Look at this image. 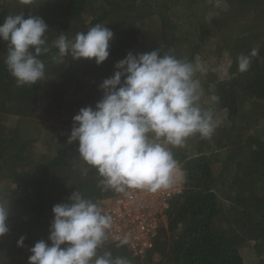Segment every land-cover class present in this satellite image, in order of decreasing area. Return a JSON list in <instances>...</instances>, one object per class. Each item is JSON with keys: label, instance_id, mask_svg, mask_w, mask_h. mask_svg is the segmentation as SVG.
<instances>
[{"label": "trees", "instance_id": "1", "mask_svg": "<svg viewBox=\"0 0 264 264\" xmlns=\"http://www.w3.org/2000/svg\"><path fill=\"white\" fill-rule=\"evenodd\" d=\"M21 13L46 22L49 45L97 23L114 39L101 66L70 57L56 62L51 48L40 57L45 79L23 87L7 69V43L0 40V198L11 212L0 264H29L35 243L50 244L53 206L74 191L99 205L120 195L100 186L96 170L79 158L78 142L67 141L73 117L102 99L100 85L115 64L129 52L156 49L199 61L201 92L210 88L218 97L211 103L202 93L201 106L223 118L220 137L195 135L183 148L169 146L184 183L168 201L151 248L135 254L108 240L100 254L131 264H264V0H4L0 24ZM253 49L258 55L240 73L238 57ZM220 67L224 72L214 71Z\"/></svg>", "mask_w": 264, "mask_h": 264}, {"label": "clouds", "instance_id": "2", "mask_svg": "<svg viewBox=\"0 0 264 264\" xmlns=\"http://www.w3.org/2000/svg\"><path fill=\"white\" fill-rule=\"evenodd\" d=\"M48 29L42 18H26L24 13L9 15L0 24V40L7 43L5 64L17 87L45 79V62L40 57L53 47L58 50L53 56L56 62L70 57L73 61L94 60L101 66L110 57L114 33L103 24L79 32L71 40L61 33L51 45ZM257 55V49L240 55L238 71H249ZM115 69L100 85L102 99L94 108H81L73 117L67 142H78L79 158L96 170L105 190L126 197L137 190H168L174 186L178 168L169 146L183 148L195 135L210 139L217 127L213 109L201 106L197 73L204 69L198 60L193 63L161 54L159 49L138 55L129 52ZM211 99L217 101L218 97ZM100 205L77 190L66 203L54 205L48 237L51 243H35L29 264H131L125 257L113 258L110 252L100 254L113 226L112 217ZM10 213L0 198V238L9 233ZM24 239L17 242L19 247L24 246ZM128 243L125 238L117 246Z\"/></svg>", "mask_w": 264, "mask_h": 264}, {"label": "built area", "instance_id": "3", "mask_svg": "<svg viewBox=\"0 0 264 264\" xmlns=\"http://www.w3.org/2000/svg\"><path fill=\"white\" fill-rule=\"evenodd\" d=\"M182 189V170L178 164L174 186L157 193L137 190L131 197L123 194L102 201L105 213L113 219L109 240L129 241L126 246L135 254H142L152 247V238L156 236L159 225L158 214L163 217V211L168 209V201Z\"/></svg>", "mask_w": 264, "mask_h": 264}, {"label": "rangeland", "instance_id": "4", "mask_svg": "<svg viewBox=\"0 0 264 264\" xmlns=\"http://www.w3.org/2000/svg\"><path fill=\"white\" fill-rule=\"evenodd\" d=\"M202 93H204V95H205V97H206V100H207V102H211V103H214L213 102V100L211 99V97H210V95L213 97V93H212V91H210V88L209 89H207V90H204ZM207 102H206V104H207ZM222 120H223V118L221 117V116H219V118L217 117V123H221L222 122ZM44 124H42V126H43ZM45 129V128H44ZM222 128L221 127H216V129H215V132L213 133V135H212V137H211V139H213V138H218V137H220V133L216 136V134H217V132H218V130L220 131ZM206 139V138H205ZM193 143H196V138H194L193 139ZM183 183H184V180L182 179V185H183ZM4 192V191H3ZM102 203V202H101ZM157 221H156V223H157V225H159L160 223H165V219H164V217H161L159 214H158V216H157ZM242 255H245L246 253H249V251L247 250V249H244L242 252Z\"/></svg>", "mask_w": 264, "mask_h": 264}]
</instances>
